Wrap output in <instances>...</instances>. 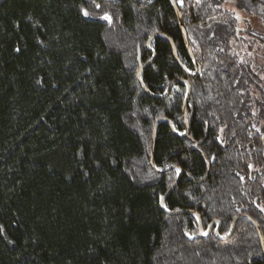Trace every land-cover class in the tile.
Segmentation results:
<instances>
[{
    "label": "trees",
    "instance_id": "1",
    "mask_svg": "<svg viewBox=\"0 0 264 264\" xmlns=\"http://www.w3.org/2000/svg\"><path fill=\"white\" fill-rule=\"evenodd\" d=\"M176 5L196 77L171 0H0V264H264V0Z\"/></svg>",
    "mask_w": 264,
    "mask_h": 264
},
{
    "label": "water",
    "instance_id": "2",
    "mask_svg": "<svg viewBox=\"0 0 264 264\" xmlns=\"http://www.w3.org/2000/svg\"><path fill=\"white\" fill-rule=\"evenodd\" d=\"M171 2H172V5H173V8H174V11H175V13H176V16H177V18H178V22H179V25H180V27H181V30H182V32H183V34H184V38H185V41H186V47H187V50H188V52H189V54H190L191 59L193 60V62H194L195 65H196V69H197V73H196V75H195V77H196V76H198V75L201 73V69H200V66L196 63V59H195L194 55H193L192 52H191V47H190V43H189V40H188V35H187V32H186V28H185V26H184V23H183L182 17H181V15H180L179 9H178L176 3H173V0H171ZM157 36H159V35H157ZM167 39H168V38H167ZM168 40H169V42H170V44H171V46H172L174 56H175V58H176V60H177V56H176V53H175V47H174V44H173V42H172L170 39H168ZM152 62H153V61L149 62L148 64H146V65H144V66H142V63H141V61L139 60V65L141 66V68H140V70H139L138 73H137V79H138L140 82H141L140 77H141L142 72H143L146 68H148V67L152 64ZM177 83H178V82H173V83L169 86L167 94H169L171 88H172L175 84H177ZM187 84H188V83H187ZM142 87H143V89L145 90V92H148L147 89L145 88V86H144L143 84H142ZM190 93H191V87H190V85L188 84V94H187V97H186V100H185V104H184V107H183V116H184V120H185L186 108H187V105H188V102H189V98H190ZM158 123H159V122H157V124H158ZM157 124H156V125H157ZM188 131H189V130H188V128H187L186 133H188ZM180 177H181V175L179 176V179H180ZM179 179H178V180L176 181V183L172 186V188L169 190V192L167 193V195L163 198V206H162V202H161V207H162V208L164 207V204H165L166 199L168 198V196H169V195L172 193V191L175 189V187H176V185H177ZM183 213H185V212H173V213H170V214H171V215H179V214H183ZM186 214H193V213H192V212H187ZM240 219H241V218L238 217V218H236V219L234 220L229 235H228L227 237L221 238L222 240H227V239H229V238L233 235V233L235 232L236 224H237V222H238ZM198 220H199V224H200V225H199V234L196 235V236L191 237L190 240L198 239L200 236H202V237H207V236L211 235L213 232L215 233V235H216L217 237H219V227H220V223H219V222H216V221L212 222L211 225L208 227V229L205 230L204 227H203V225H202L201 222H200V218H198ZM252 223L254 224L256 230H257L258 233H259V236H260V239H261V243H262V248H263V254H264V237H263V235H262V232H261V230H260V227H259L256 223H254V222H252ZM216 225H217L218 227H217L216 229H214Z\"/></svg>",
    "mask_w": 264,
    "mask_h": 264
},
{
    "label": "rangeland",
    "instance_id": "3",
    "mask_svg": "<svg viewBox=\"0 0 264 264\" xmlns=\"http://www.w3.org/2000/svg\"><path fill=\"white\" fill-rule=\"evenodd\" d=\"M231 9L235 10L233 6H231ZM236 14L240 18V27L243 29L242 32H245L244 30H247L249 25L254 34L264 36V21L259 22L258 17L246 15L240 11H236ZM245 18L247 19V22Z\"/></svg>",
    "mask_w": 264,
    "mask_h": 264
},
{
    "label": "snow or ice",
    "instance_id": "4",
    "mask_svg": "<svg viewBox=\"0 0 264 264\" xmlns=\"http://www.w3.org/2000/svg\"><path fill=\"white\" fill-rule=\"evenodd\" d=\"M93 2H94V0H93ZM177 2L180 3L181 5H183V0H173V3H177ZM199 2H200V0H196V3H197V4H199ZM95 8H96L97 10H99V9L101 8V5L98 4V3H96V4H95ZM83 14H84L85 16H88V12H87V10H83ZM102 18L105 19V20H110V19H111L110 15H109L108 13H105L104 16H103ZM249 167L251 168V165H249ZM176 171H177V173L179 174L180 170L177 169ZM161 202H162V206H163V197H161ZM0 232H2V228H0Z\"/></svg>",
    "mask_w": 264,
    "mask_h": 264
},
{
    "label": "bare ground",
    "instance_id": "5",
    "mask_svg": "<svg viewBox=\"0 0 264 264\" xmlns=\"http://www.w3.org/2000/svg\"><path fill=\"white\" fill-rule=\"evenodd\" d=\"M249 34V33H248ZM250 35V34H249Z\"/></svg>",
    "mask_w": 264,
    "mask_h": 264
}]
</instances>
